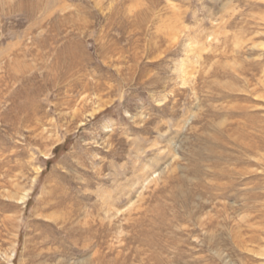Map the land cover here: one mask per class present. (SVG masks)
<instances>
[{
	"label": "rangeland",
	"instance_id": "rangeland-1",
	"mask_svg": "<svg viewBox=\"0 0 264 264\" xmlns=\"http://www.w3.org/2000/svg\"><path fill=\"white\" fill-rule=\"evenodd\" d=\"M180 263L264 264V0H0V264Z\"/></svg>",
	"mask_w": 264,
	"mask_h": 264
},
{
	"label": "bare ground",
	"instance_id": "bare-ground-1",
	"mask_svg": "<svg viewBox=\"0 0 264 264\" xmlns=\"http://www.w3.org/2000/svg\"><path fill=\"white\" fill-rule=\"evenodd\" d=\"M23 199H24V198H21V200L18 201V203L24 204ZM180 253H181V252H180ZM188 253H189V252H188ZM198 255H199V254H198ZM203 255H204V254H203ZM196 256H197V255H195V258H196ZM183 257H184V256H183ZM195 258H194V259H195ZM201 258H203V257H201ZM190 259H192V258H190ZM196 259H197V258H196ZM183 260H184V259H183ZM184 262H185V260H184ZM180 264H181V263H180ZM186 264H187V263H186ZM188 264H189V263H188Z\"/></svg>",
	"mask_w": 264,
	"mask_h": 264
}]
</instances>
